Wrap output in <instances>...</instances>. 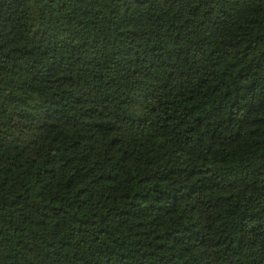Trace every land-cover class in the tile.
I'll use <instances>...</instances> for the list:
<instances>
[{"label": "trees", "instance_id": "1", "mask_svg": "<svg viewBox=\"0 0 264 264\" xmlns=\"http://www.w3.org/2000/svg\"><path fill=\"white\" fill-rule=\"evenodd\" d=\"M0 264H264V0H0Z\"/></svg>", "mask_w": 264, "mask_h": 264}]
</instances>
